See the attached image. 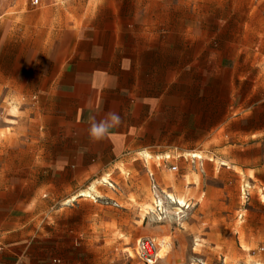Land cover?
Segmentation results:
<instances>
[{
  "label": "rangeland",
  "instance_id": "374dc122",
  "mask_svg": "<svg viewBox=\"0 0 264 264\" xmlns=\"http://www.w3.org/2000/svg\"><path fill=\"white\" fill-rule=\"evenodd\" d=\"M99 13L100 34L126 47L158 38L162 78L188 115L162 120V133L176 129L186 149L169 139L173 150L96 173L40 166L54 137L45 94L25 90L29 75L54 70L68 30ZM9 225L36 264H145L141 237L165 241L155 240L165 254L154 264H264V0H0V227Z\"/></svg>",
  "mask_w": 264,
  "mask_h": 264
},
{
  "label": "crops",
  "instance_id": "0c3cea01",
  "mask_svg": "<svg viewBox=\"0 0 264 264\" xmlns=\"http://www.w3.org/2000/svg\"><path fill=\"white\" fill-rule=\"evenodd\" d=\"M103 18L104 14L99 13L79 29L70 28L71 42L53 59L56 68L35 69L29 75L30 86L25 90L45 94L41 119L47 122L48 136L54 137L47 145L51 161L41 162L40 166L96 173L127 163L131 154L186 149L185 144L183 148L176 146V129L162 133V120L187 119L188 115L185 101H177L176 95L171 94L172 79L162 78L158 38L133 37L148 45L126 47L125 37L112 33L107 38L100 34L104 31L98 24ZM38 76L40 87L34 88ZM110 113L119 115L118 124L111 122ZM93 123L106 126L99 138L90 134ZM169 139H173V149L167 146ZM36 165L32 163L31 167ZM150 176L154 173L150 172ZM185 202L189 207L184 210L191 208L192 198ZM242 217L240 212L238 218ZM21 241L16 228L0 227V264H36L26 243Z\"/></svg>",
  "mask_w": 264,
  "mask_h": 264
},
{
  "label": "built area",
  "instance_id": "2783aa9c",
  "mask_svg": "<svg viewBox=\"0 0 264 264\" xmlns=\"http://www.w3.org/2000/svg\"><path fill=\"white\" fill-rule=\"evenodd\" d=\"M35 3L38 2V0H34ZM177 166H173L172 170H176ZM189 205H185V208H188ZM186 215V213L183 211L181 212V218H183ZM137 250L138 254L141 258V260L144 261L145 264H154L157 260V254H158V244L154 240V238L151 237H141L137 241Z\"/></svg>",
  "mask_w": 264,
  "mask_h": 264
},
{
  "label": "clouds",
  "instance_id": "9594fccd",
  "mask_svg": "<svg viewBox=\"0 0 264 264\" xmlns=\"http://www.w3.org/2000/svg\"><path fill=\"white\" fill-rule=\"evenodd\" d=\"M109 115L111 117V122L113 124H118L120 122V117L118 114L110 113ZM89 131L93 138H99L100 134L106 131V126L103 123H100V124L93 123Z\"/></svg>",
  "mask_w": 264,
  "mask_h": 264
},
{
  "label": "bare ground",
  "instance_id": "6f19581e",
  "mask_svg": "<svg viewBox=\"0 0 264 264\" xmlns=\"http://www.w3.org/2000/svg\"><path fill=\"white\" fill-rule=\"evenodd\" d=\"M81 195H89V192L88 191H83L82 193H80ZM173 201H175L180 207H183L185 204H186V202H185V199L184 198H182V197H176V196H174V195H172V194H170V196H169ZM155 240H157L158 241V243L159 244H161L163 247L165 246L164 244H165V241L163 240V239H158V238H155ZM166 240V239H165ZM167 242V241H166ZM163 250H164V248H163ZM166 250V249H165ZM164 250V251H165ZM163 251L162 250H160L159 252H158V254H157V258H162L163 257ZM165 254V253H164Z\"/></svg>",
  "mask_w": 264,
  "mask_h": 264
}]
</instances>
